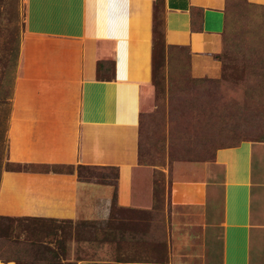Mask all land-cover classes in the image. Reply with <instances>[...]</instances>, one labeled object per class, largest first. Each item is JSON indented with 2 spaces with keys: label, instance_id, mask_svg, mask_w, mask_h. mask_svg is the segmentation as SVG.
I'll return each mask as SVG.
<instances>
[{
  "label": "crops",
  "instance_id": "obj_1",
  "mask_svg": "<svg viewBox=\"0 0 264 264\" xmlns=\"http://www.w3.org/2000/svg\"><path fill=\"white\" fill-rule=\"evenodd\" d=\"M158 1L25 0L10 163L112 168L118 177L114 188L0 168L1 216L103 221L114 194L118 207L154 209L139 127L153 80ZM246 2L258 10L249 22L262 15L264 27V0ZM230 3L162 0L164 42L188 52L194 80L222 75ZM168 174L167 260L147 264H264V138L221 148L210 161L174 164Z\"/></svg>",
  "mask_w": 264,
  "mask_h": 264
},
{
  "label": "rangeland",
  "instance_id": "obj_2",
  "mask_svg": "<svg viewBox=\"0 0 264 264\" xmlns=\"http://www.w3.org/2000/svg\"><path fill=\"white\" fill-rule=\"evenodd\" d=\"M157 4L161 23L155 33L153 80L144 94L139 127L140 164L153 172L154 209L118 207L114 194L110 217L103 221L0 215L2 264H48L41 260L44 253L37 255L38 250L46 249L58 255L65 249L64 264L165 262L170 168L180 162L210 161L221 148L264 138L262 15L250 23V15L258 10L246 0H231L229 29L220 55L222 75L194 80L188 52L168 48L164 42L162 0ZM25 7V0H0V168L73 175L80 182L115 188L118 173L112 168L18 166L8 159L13 104L23 62Z\"/></svg>",
  "mask_w": 264,
  "mask_h": 264
},
{
  "label": "trees",
  "instance_id": "obj_3",
  "mask_svg": "<svg viewBox=\"0 0 264 264\" xmlns=\"http://www.w3.org/2000/svg\"><path fill=\"white\" fill-rule=\"evenodd\" d=\"M157 18H158L157 13H155V21H154V32L155 33H156L157 25L161 23V22H158ZM163 20H164V13H163V17H162V22H163ZM163 27H164V22H163ZM80 167H83V166H80ZM38 251L39 252L37 253V255L44 253V256H41V260L48 262V264H64V261L66 260V256H67V252L65 251V249H64V251H61L62 252L61 255H58L55 251H52L50 249H46L45 251H41V250H38ZM60 256L62 257L61 260H59L61 258Z\"/></svg>",
  "mask_w": 264,
  "mask_h": 264
},
{
  "label": "built area",
  "instance_id": "obj_4",
  "mask_svg": "<svg viewBox=\"0 0 264 264\" xmlns=\"http://www.w3.org/2000/svg\"><path fill=\"white\" fill-rule=\"evenodd\" d=\"M0 264H2V263L0 262Z\"/></svg>",
  "mask_w": 264,
  "mask_h": 264
}]
</instances>
